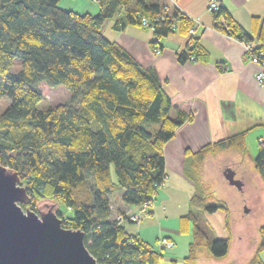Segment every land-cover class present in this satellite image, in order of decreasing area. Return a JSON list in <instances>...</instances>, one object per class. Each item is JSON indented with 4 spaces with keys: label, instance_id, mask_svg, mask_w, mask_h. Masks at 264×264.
Returning <instances> with one entry per match:
<instances>
[{
    "label": "trees",
    "instance_id": "1",
    "mask_svg": "<svg viewBox=\"0 0 264 264\" xmlns=\"http://www.w3.org/2000/svg\"><path fill=\"white\" fill-rule=\"evenodd\" d=\"M96 1V13H78L58 6V0H0V96L9 99L0 113V164L17 171L30 195L20 206L35 211L40 201L52 200L61 225L80 228L98 262L159 264L161 251L108 218L109 200L116 194L131 206L153 198L154 183L164 172L162 145L191 113L170 102L151 67H143L100 28L115 13L138 24L147 17L155 37L176 30L191 40L177 54L179 62L209 61L208 51L188 34L191 19L175 5ZM212 13L216 28L226 31L218 20L223 15L231 28L227 33L237 39L250 40L257 31L254 50L264 53V16L253 15L248 32L223 6ZM15 58L20 67L12 72ZM41 82L63 85L68 97L39 108ZM246 131L205 142L194 152L184 149L200 188L191 195L188 211L178 217L179 231L191 233L181 264H195L204 252L214 257L227 253L229 237L208 240L199 225L203 213L228 209L224 199L204 187L200 170L207 154L230 148L245 153ZM256 153L253 166L264 185V143ZM60 204L69 207L67 215ZM258 228L259 244L244 264H264V221Z\"/></svg>",
    "mask_w": 264,
    "mask_h": 264
},
{
    "label": "crops",
    "instance_id": "2",
    "mask_svg": "<svg viewBox=\"0 0 264 264\" xmlns=\"http://www.w3.org/2000/svg\"><path fill=\"white\" fill-rule=\"evenodd\" d=\"M207 2L208 0H159L162 5L166 3L175 5L190 19H197L198 23L194 25V33L188 34L199 38V42L207 49L209 61L206 62L194 59L178 61L177 54L184 50L191 40L187 41L188 37L176 30L160 37L158 41L160 50L155 52L152 48L154 32L149 25L142 26L136 22L133 23L123 14L115 13L106 18L100 28L106 38L115 41L121 48L128 51L143 67H151L169 94L170 102L178 109L191 113V118L182 121L176 127L172 138L163 143V167L167 177L163 184L158 189L156 188L149 212L140 214L139 221L135 222L140 223L143 215L151 214L147 216H151L152 222H157L158 226L157 230L155 229L154 241L144 235L143 226L135 228L134 224L132 225L134 221L122 219L118 222L121 224L126 221L129 222L131 224H128L130 231H133L134 228L135 233L155 249H158L156 242L159 237H169L175 242L172 234H174V230L179 231L178 217L188 211L192 195L190 192L193 185H197L190 175L191 170L188 166L190 160L188 155H184L185 148L194 152L205 142H214L226 137V135L247 130L244 137L245 153L230 148L207 154L200 170L202 182L206 184L208 178L202 176L205 171L203 169L206 167V163H211L212 160L217 159L214 164H210L215 170L213 176H216L217 187L228 185L237 188L226 180L222 171L230 166L235 174L238 163L247 154L248 162L254 168L253 157L257 154L259 145L264 143V82H258L255 77L259 66L250 60V57L243 50L240 39L228 34L223 29L216 28L214 14L208 9ZM220 2L234 22L240 24L248 32L252 31L251 17L253 15L264 16V0H220ZM58 6L78 13H96L98 11L96 0H92L91 3L88 0H77L76 3H64L62 5L59 3ZM256 32L251 33L253 38L250 40L253 45L257 44ZM240 180L242 182L241 187L237 189L243 187V181ZM174 186L182 188L184 192L183 201H178L175 205L173 203L172 206L168 207L166 204L167 191L170 192ZM205 188L214 192V188ZM214 193L216 195V192ZM111 197L112 195L109 200L110 214L108 218L116 220V217L126 209V205L120 201L119 195H116L114 201ZM166 206L168 212L165 214ZM179 208H184V211L179 213ZM130 209L131 212H137L138 205L132 204ZM168 214L173 216L171 217V224L166 226L165 216ZM158 250L162 252V250ZM167 250H170L171 256L168 255L167 261L161 259L159 264H172L171 259L175 263L178 261L177 256L181 252L178 243L175 242L174 246ZM262 255L264 260V251Z\"/></svg>",
    "mask_w": 264,
    "mask_h": 264
},
{
    "label": "rangeland",
    "instance_id": "3",
    "mask_svg": "<svg viewBox=\"0 0 264 264\" xmlns=\"http://www.w3.org/2000/svg\"><path fill=\"white\" fill-rule=\"evenodd\" d=\"M88 1H90L91 3L92 0ZM72 2L76 3L77 0H59L58 4L60 3L62 5L64 3L69 4ZM19 65V58H15L11 65V71H18L20 67ZM38 87L42 97L39 108L45 107L47 105H52L59 101H63L68 97L67 90L63 85L49 87L41 82ZM8 103L9 99H7L5 95H1L0 113ZM242 159L243 160L238 163L239 165L237 168V172L234 174L236 179H242V189L232 188L233 186L230 187L228 185H221L217 187L216 176H213V174H215V170L212 169V165H210L214 164V161L216 162L217 159L214 161L212 160L211 163H206V167L203 169L205 171L203 172L202 176L208 178L206 184L204 182V187L214 188L213 190L214 192H216L217 197L225 200L226 207L228 209L223 210L219 208L218 210L203 213V217L200 219L201 221L199 225L203 230H205L208 240L216 237H229L230 242L227 253L225 255L221 257H214L211 254H208V252H204L202 254H199L198 258L195 261V264H243L247 262V259L253 252V248L259 244L260 239L258 227L264 221V187L263 185H261V179L259 178L258 174L248 162V154ZM83 188L84 189L82 190L84 191L85 197H87L88 200L90 196L88 195L87 188ZM192 188L193 189L190 193L193 194L194 192L196 193V191H198L200 187L197 184L196 186L193 185ZM167 192L166 193L168 197L166 198V204L168 205V207L172 206L173 203L175 205L176 202L183 201L182 198L184 192L182 191V188L174 186L170 192ZM111 198L112 201H114L116 198V194H113ZM46 201L53 202L52 200L46 199L40 201L38 204ZM216 201L217 200L215 199L214 202ZM245 208L248 211H244ZM183 209L179 208V213H182V211H184ZM59 210L64 215H67L69 212V208L65 207L62 204H60ZM164 211L165 214L168 212L167 206ZM147 215H143L141 217L140 223L133 222L132 225L134 224L135 228L138 226H143L144 235L154 241L153 239H155L156 237V230L158 227L157 222L153 223V218ZM172 216L173 215L169 214L165 216L166 226H169V224H171ZM123 223L126 225V229L130 233L136 232L134 228L133 231H130L128 225L130 224L129 222L126 221ZM174 231V234L172 235L175 239V242H177L179 245V250L181 248V252H179L180 254L178 253L177 256L178 261L175 264H181L182 258L187 255L188 241L191 239V235L190 233L184 234L180 233L177 230ZM169 252L170 250H162L163 256L161 259L167 261L168 255L170 254Z\"/></svg>",
    "mask_w": 264,
    "mask_h": 264
},
{
    "label": "water",
    "instance_id": "4",
    "mask_svg": "<svg viewBox=\"0 0 264 264\" xmlns=\"http://www.w3.org/2000/svg\"><path fill=\"white\" fill-rule=\"evenodd\" d=\"M222 175L240 188L234 170ZM16 170L0 164V264H108L98 262L84 243L83 231L61 225L57 204L42 202L36 210L19 203L29 200ZM245 211L247 209L245 208Z\"/></svg>",
    "mask_w": 264,
    "mask_h": 264
},
{
    "label": "built area",
    "instance_id": "5",
    "mask_svg": "<svg viewBox=\"0 0 264 264\" xmlns=\"http://www.w3.org/2000/svg\"><path fill=\"white\" fill-rule=\"evenodd\" d=\"M208 4V9L211 10L212 12L217 11L220 9V7L222 6V3L220 2V0H208L207 2ZM182 11V10H181ZM157 17V16H156ZM162 17V16H161ZM219 23L225 28L226 32L227 31H231L230 26L227 24V21L225 20V18L223 17V15H221L219 18ZM191 25L189 27L188 33L193 34L194 33V25H196L198 23L197 19L193 18L191 19ZM149 24V20L147 17H141V25L142 26H146ZM172 28H175L173 25L171 26ZM154 41V45H153V49L155 52H158L160 50V46L158 41L160 40V38L157 37H153ZM241 44L243 45V50L246 52V54L250 57V60L253 63H257V65L259 66V68L256 70L255 73V77L257 79L258 82H264V53L261 50H254V46L251 40H240ZM191 42L188 43V46H190ZM262 144V143H260ZM167 175L165 172H163V174L161 175V181L160 182H155L154 183V188H158L160 187L164 180L166 179ZM152 196H150L147 199H144L141 203L137 204L138 205V211L137 212H131L130 206H126V209H124L122 211V214H120L119 216H117L116 221H122V219H127L131 222H138L140 219V214H145L148 213L149 211V207L152 205ZM69 208V207H68ZM157 247L160 250H166V249H170L174 246L175 242H173V240L169 237H159L157 239Z\"/></svg>",
    "mask_w": 264,
    "mask_h": 264
},
{
    "label": "bare ground",
    "instance_id": "6",
    "mask_svg": "<svg viewBox=\"0 0 264 264\" xmlns=\"http://www.w3.org/2000/svg\"><path fill=\"white\" fill-rule=\"evenodd\" d=\"M158 189V188H157Z\"/></svg>",
    "mask_w": 264,
    "mask_h": 264
}]
</instances>
